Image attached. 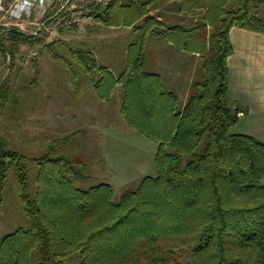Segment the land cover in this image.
Segmentation results:
<instances>
[{"label": "trees", "instance_id": "1", "mask_svg": "<svg viewBox=\"0 0 264 264\" xmlns=\"http://www.w3.org/2000/svg\"><path fill=\"white\" fill-rule=\"evenodd\" d=\"M155 0H108L88 12L99 27L133 26L123 66L115 75L85 41H49L63 46L70 78L87 74L100 99L123 88L121 113L139 134L157 142L155 175L143 176L117 200L109 183L82 187L76 169L83 160L59 152L76 132L53 138L39 156L8 147L0 135V207L14 170L26 221L0 239V264H264V141L232 132L246 108L228 95L227 58L233 25L264 33L257 2L235 0L221 7L210 31L204 25H169L149 13ZM3 27H0V29ZM13 58L22 43L41 42L15 26L4 28ZM160 35L179 48H203V74L191 83L181 110L159 73L146 68V41ZM190 41V42H189ZM11 78L0 84V102L15 104ZM30 164L38 167L37 187Z\"/></svg>", "mask_w": 264, "mask_h": 264}, {"label": "rangeland", "instance_id": "2", "mask_svg": "<svg viewBox=\"0 0 264 264\" xmlns=\"http://www.w3.org/2000/svg\"><path fill=\"white\" fill-rule=\"evenodd\" d=\"M71 2L77 5V11L86 16L83 23L69 24L62 18V14L53 16L48 21V29L35 36L41 42L20 44L12 59L8 52L3 53L1 74L11 78V90L17 95L18 101L16 105L9 100L0 102V135L5 138L8 147L28 157H36L53 138L76 132L61 145L59 152L78 156L83 160L82 164L76 165L80 174L77 179L80 186L109 183L113 189V199L117 200L125 189L136 186L143 176L156 174L154 155L157 142L139 134L126 122L121 113V84L115 86L110 100L100 99L87 74L79 76L77 86L72 82L66 61L59 58L60 54H67L66 48L58 43L49 48L44 46L52 40H90L87 36L91 34L95 37L96 29L99 33L109 29L102 27L103 30L100 31L101 27L92 23L93 18L89 19L90 16L87 15L97 4L95 0ZM259 4L260 2L256 3L254 10L260 8ZM1 16L0 13V18ZM94 24L97 27L92 29ZM0 27H4L1 19ZM5 36L3 31L0 42L7 46L9 42ZM175 50L179 48L175 47ZM33 51L36 55H32ZM149 51L150 48L147 47L146 68L155 69L161 78L164 77V85L169 86L168 89L176 94V108L181 110L185 104L178 93V85H181L178 71V66H182L181 63L178 64L181 54L160 58L155 63ZM115 54H119L120 58L121 51L115 50ZM100 61L103 63L101 59ZM118 66H122V62ZM200 69L198 77L203 74V69ZM87 102L90 110L85 105ZM30 173L35 189L38 167L30 164ZM25 221L16 175L11 169L6 179L4 202L0 207V239ZM175 256L182 262L193 264V257L184 249L178 250Z\"/></svg>", "mask_w": 264, "mask_h": 264}, {"label": "crops", "instance_id": "3", "mask_svg": "<svg viewBox=\"0 0 264 264\" xmlns=\"http://www.w3.org/2000/svg\"><path fill=\"white\" fill-rule=\"evenodd\" d=\"M234 4L235 0H155L149 6V13L156 15L158 19L169 25H181L188 28L196 24H206V29L210 31L212 24L220 17L221 7L223 5L230 7ZM259 5L261 6L255 9V13L264 18V1ZM94 25L95 27L92 29L97 27L96 24ZM132 27H108L109 29H107L110 31L106 30L102 33L96 29L94 32L100 38L90 34L87 36L90 40H85L90 44L97 57L107 64L115 75L124 64L125 48L129 43ZM229 38L233 51L227 58L228 95L231 100L246 108L245 112L239 113V121L231 127V130L236 133L250 134L264 141V33L233 25L229 30ZM93 40L95 41L93 42ZM191 43L194 47L193 51L179 48L173 41L156 34H150L146 41V53L147 47H149V54L154 58L155 63L159 62L160 58L166 59L173 57L174 54H181V59L178 62V64H182V66H178L180 67L178 71L181 85H178V93L184 99L183 102L190 94L192 81L198 78L201 72L203 61L200 52L204 46L203 43L200 40H192ZM175 47L179 50H175ZM115 50L121 51L120 58L119 54L116 56ZM3 55L0 49V67ZM121 62L122 66L119 67L118 64ZM150 70L155 71V69ZM5 77V74H1L0 70V84ZM162 78L164 77L162 76ZM165 86L167 87L166 84ZM76 96L81 95L76 94ZM85 105L88 110L91 109L89 103Z\"/></svg>", "mask_w": 264, "mask_h": 264}, {"label": "built area", "instance_id": "4", "mask_svg": "<svg viewBox=\"0 0 264 264\" xmlns=\"http://www.w3.org/2000/svg\"><path fill=\"white\" fill-rule=\"evenodd\" d=\"M106 4L108 0H95ZM0 13L3 28L15 26L20 31L39 35L48 29V21L53 16L63 15L69 24H81L86 16L77 11V5L71 0H0ZM32 55H36L33 51Z\"/></svg>", "mask_w": 264, "mask_h": 264}]
</instances>
